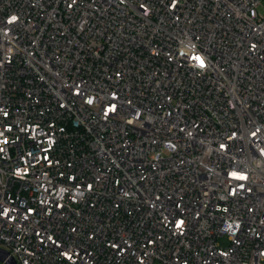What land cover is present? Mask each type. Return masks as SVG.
Masks as SVG:
<instances>
[{
    "label": "built area",
    "instance_id": "1",
    "mask_svg": "<svg viewBox=\"0 0 264 264\" xmlns=\"http://www.w3.org/2000/svg\"><path fill=\"white\" fill-rule=\"evenodd\" d=\"M262 1L0 0V249L264 264Z\"/></svg>",
    "mask_w": 264,
    "mask_h": 264
},
{
    "label": "snow or ice",
    "instance_id": "2",
    "mask_svg": "<svg viewBox=\"0 0 264 264\" xmlns=\"http://www.w3.org/2000/svg\"><path fill=\"white\" fill-rule=\"evenodd\" d=\"M16 19H17V17L13 16L11 18V20H9L8 22L9 23H12ZM181 55H183V53H181ZM192 59L197 62V64H198L199 67L203 68V67L206 66L202 57H200V56H193ZM88 103H92V101L89 100ZM110 110H112V109H110ZM5 115H7V114L5 113ZM252 135L255 136V133H252ZM0 136H4V133L3 132H0ZM0 143L7 144L8 143L7 137H4V139L2 141H0ZM221 147L223 148L224 146L221 145ZM3 151H4V149L3 148H0V152H3ZM261 155H264V149H261ZM45 159H47V157H45ZM18 174H19V170H18ZM230 175H231L232 178L237 179V180H246L247 179V176L246 175L241 174V173H238L236 171L231 172ZM241 187H243V185H241ZM7 211L8 210L5 209L2 214L3 215H7ZM182 224H183V221H179V222H177L176 227L177 228H180L182 226ZM228 228L231 229L232 228V225H228Z\"/></svg>",
    "mask_w": 264,
    "mask_h": 264
},
{
    "label": "water",
    "instance_id": "3",
    "mask_svg": "<svg viewBox=\"0 0 264 264\" xmlns=\"http://www.w3.org/2000/svg\"><path fill=\"white\" fill-rule=\"evenodd\" d=\"M0 261L6 264H17L15 260L9 257L8 253L0 249Z\"/></svg>",
    "mask_w": 264,
    "mask_h": 264
},
{
    "label": "rangeland",
    "instance_id": "4",
    "mask_svg": "<svg viewBox=\"0 0 264 264\" xmlns=\"http://www.w3.org/2000/svg\"><path fill=\"white\" fill-rule=\"evenodd\" d=\"M262 6L264 7V0L262 1ZM220 243H221L223 246H225V245L228 244V241H227V239H222V240H220Z\"/></svg>",
    "mask_w": 264,
    "mask_h": 264
}]
</instances>
